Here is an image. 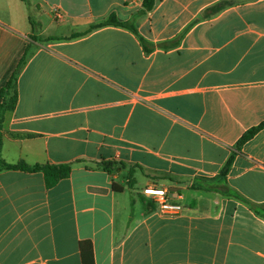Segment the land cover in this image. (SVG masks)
I'll return each mask as SVG.
<instances>
[{
	"label": "crops",
	"instance_id": "crops-1",
	"mask_svg": "<svg viewBox=\"0 0 264 264\" xmlns=\"http://www.w3.org/2000/svg\"><path fill=\"white\" fill-rule=\"evenodd\" d=\"M143 2L0 0V89L31 49L3 159L73 164L50 189L41 172H0V264H83L90 249L95 264H264V219L240 199L192 188L226 182L264 208V129L236 148L264 121V0H156L138 15ZM113 14L134 19L155 49L116 26L48 40ZM112 159L127 168L108 174L101 161ZM136 165L137 184L139 174L161 176L147 188L167 189L179 214L142 208L119 180Z\"/></svg>",
	"mask_w": 264,
	"mask_h": 264
},
{
	"label": "trees",
	"instance_id": "trees-1",
	"mask_svg": "<svg viewBox=\"0 0 264 264\" xmlns=\"http://www.w3.org/2000/svg\"><path fill=\"white\" fill-rule=\"evenodd\" d=\"M156 0H144L142 10L138 13V15H145L149 12H151L154 9ZM226 2H221L214 7L208 9L206 14H215L221 10L224 9ZM32 25L34 27V31L37 30V24L32 22ZM106 26H116L120 28L127 29L131 31L133 34H135L138 39L141 42L142 47L144 48L146 53H151L155 49V45L151 44L149 41H147L144 37H142L134 23V19L130 21H120L115 14L111 15L107 20L93 25L88 31L82 32V33H73L70 37L67 38H49L48 40H72L77 39L82 36H85L89 33H91L94 30L106 27ZM34 41H40L39 37L36 35L32 37ZM179 41H174L170 43H166L165 45H162L164 48H170L175 46ZM31 56V49L28 48L22 57L16 71L13 73L10 80L7 82V84L0 89V172L4 170H20L25 172H41L44 174L45 177V183L46 187L48 189L53 188L56 186L61 180L67 179L71 176L73 171V164L72 163H62V164H37L35 166H30L25 162H20L18 164H10L7 163L3 159L2 155V130L5 122V116L7 112L14 111L16 104L18 102V77L23 69V67L27 64L29 58ZM262 129H264V121L260 123L259 125L252 127L248 131H246L243 136L238 140L236 144L237 150H241L242 147L252 138H254ZM236 153H232L229 159L227 160L225 166L220 171V176L222 178H225L234 163ZM101 165L103 169L110 175H113V173L116 171L118 166H122L123 168H127V164L124 162H117L115 160H102ZM136 168L142 169L139 165L131 166L129 168L127 177H126V186L130 189L135 188L137 184V180L135 178ZM204 183V184H203ZM208 184V185H207ZM193 189H204L208 191H216L221 193L224 196L228 197H234L237 199H240L244 201L256 215L262 217L264 219V208L261 209L254 205L251 202H248L244 200L242 197H240L238 194H236L234 191H232L226 184V182L221 183H206L202 182L200 185H194L192 187ZM113 191L116 192H122L124 191V186L113 182L112 185ZM153 208H156V204L152 201L151 202ZM82 262L83 264H95L94 261V253L93 250H85L82 252Z\"/></svg>",
	"mask_w": 264,
	"mask_h": 264
},
{
	"label": "rangeland",
	"instance_id": "rangeland-1",
	"mask_svg": "<svg viewBox=\"0 0 264 264\" xmlns=\"http://www.w3.org/2000/svg\"><path fill=\"white\" fill-rule=\"evenodd\" d=\"M38 26V25H37ZM128 170H123L122 173L119 175V180L123 181L124 183L126 182V176H127ZM139 181L137 186H135L134 190L130 191V193H132L134 195L135 198H137V200L141 203L142 208L146 209L148 212H159L158 207L156 206V208L154 209L151 202L153 201L152 199H147L145 196H143V191L144 189H146L148 187L149 183H157L162 185L164 182L162 181V177L161 176H157V175H138ZM164 185V184H163ZM173 186H181V187H185V185H180V184H172ZM170 194V192H169ZM188 197H192V196H188Z\"/></svg>",
	"mask_w": 264,
	"mask_h": 264
},
{
	"label": "built area",
	"instance_id": "built-area-1",
	"mask_svg": "<svg viewBox=\"0 0 264 264\" xmlns=\"http://www.w3.org/2000/svg\"><path fill=\"white\" fill-rule=\"evenodd\" d=\"M143 194L153 200L163 215L175 216L183 209L181 205L168 199L169 191L167 189L149 187L144 189Z\"/></svg>",
	"mask_w": 264,
	"mask_h": 264
},
{
	"label": "water",
	"instance_id": "water-1",
	"mask_svg": "<svg viewBox=\"0 0 264 264\" xmlns=\"http://www.w3.org/2000/svg\"><path fill=\"white\" fill-rule=\"evenodd\" d=\"M178 190H179V188H177V187H171L170 188L171 192H178Z\"/></svg>",
	"mask_w": 264,
	"mask_h": 264
}]
</instances>
